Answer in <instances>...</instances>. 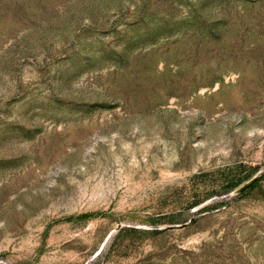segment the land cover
Segmentation results:
<instances>
[{
	"label": "rangeland",
	"instance_id": "rangeland-1",
	"mask_svg": "<svg viewBox=\"0 0 264 264\" xmlns=\"http://www.w3.org/2000/svg\"><path fill=\"white\" fill-rule=\"evenodd\" d=\"M0 264H264V0H0Z\"/></svg>",
	"mask_w": 264,
	"mask_h": 264
}]
</instances>
